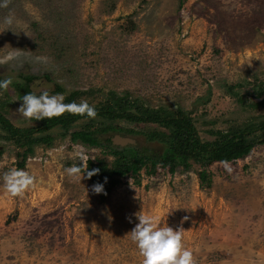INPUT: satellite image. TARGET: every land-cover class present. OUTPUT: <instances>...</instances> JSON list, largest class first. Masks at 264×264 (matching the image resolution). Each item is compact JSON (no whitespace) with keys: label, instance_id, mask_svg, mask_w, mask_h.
Instances as JSON below:
<instances>
[{"label":"rangeland","instance_id":"374dc122","mask_svg":"<svg viewBox=\"0 0 264 264\" xmlns=\"http://www.w3.org/2000/svg\"><path fill=\"white\" fill-rule=\"evenodd\" d=\"M4 29L0 58L19 52L0 66V80L12 79L0 99L8 100L3 114L15 127L38 124L17 112L25 75L33 76L28 88L36 95L80 90L86 93L75 102L97 107L111 91L180 109L201 140L212 138L209 129L264 119V105H251L264 91V0H11L0 8ZM113 123L121 129L115 134L133 139L128 145L161 152L158 141L145 138L163 130L154 123ZM48 131L51 145H35L21 168L38 181L23 198L3 190L19 149L0 138V264H142L129 233L141 211L161 226L183 227L197 264H264V144L210 165L208 187L199 186L195 164L173 174H150L146 166L125 174L100 202L92 184L73 182L64 169L79 162L74 145L90 157L102 148L59 137L57 127Z\"/></svg>","mask_w":264,"mask_h":264},{"label":"trees","instance_id":"16d2710c","mask_svg":"<svg viewBox=\"0 0 264 264\" xmlns=\"http://www.w3.org/2000/svg\"><path fill=\"white\" fill-rule=\"evenodd\" d=\"M181 1L179 0V4ZM32 78V75L23 76L25 84L22 86L18 84L22 93H31L28 83ZM15 86L17 87V84ZM83 93L86 92L74 90L68 93L64 96V103L75 102V99ZM108 96L104 105L94 107L97 112L95 119L66 112L58 118L39 120L34 127L13 126L3 114L8 100L0 99V138L19 149L15 153L16 168L24 167L25 160L33 154L35 145L50 146L53 136L48 130L57 127L60 129L59 137L67 136L70 142L102 148L100 155H95V159L88 161V171L97 168L100 171L91 179L86 180L92 185L96 183L104 185L106 195L98 194V200L103 202L113 188L120 184L125 174H136L146 166L150 174H154L157 169H164L169 174H173L189 171L192 164H195L198 166L196 174L199 186L208 187L211 184V175L208 170L210 165L216 162L226 163L241 159L250 152L254 145L264 144V119H261L255 126L244 125L243 127H229L225 130L209 129L207 132L212 135V138L201 140L189 114L181 112L180 109L171 110L167 106L150 107L126 93L117 95L110 91ZM251 105H264V99L251 103ZM117 119L133 124L154 123L163 129L145 133L147 140H156L162 145L161 152H146L138 150L133 145L123 147L113 145L110 137L121 131L120 127L113 123ZM79 120H85L83 126L70 130L72 124ZM95 122L98 124L95 125ZM34 131L38 134L33 135ZM103 133H108V135L100 140L99 134ZM1 153L0 148V155ZM76 164L78 165L79 162ZM105 177H107V183H104Z\"/></svg>","mask_w":264,"mask_h":264},{"label":"clouds","instance_id":"9594fccd","mask_svg":"<svg viewBox=\"0 0 264 264\" xmlns=\"http://www.w3.org/2000/svg\"><path fill=\"white\" fill-rule=\"evenodd\" d=\"M11 0H0V8H8ZM14 22V14L4 18V23L11 28ZM0 30V32L5 31ZM14 49V48H13ZM19 52L14 49L0 58V66L17 59ZM22 66V65H21ZM12 84L11 78L0 80V89L7 91ZM65 97L62 94L50 95L48 91L40 95L27 93L22 97V105L17 112L28 121L50 120L58 118L63 114L70 113L73 115L86 116L89 119H95L97 112L94 107L90 106L87 101L80 103H64ZM73 159L79 160V164H73L64 169L67 177L73 182H81L82 179H91L92 176L99 173V169L88 171V161L95 159L87 154L82 145L73 146ZM228 171H231L228 169ZM86 173V176H85ZM3 190L12 198H23L25 193L35 189L37 186V177L30 172L22 169L11 168L3 174ZM107 183V177L104 178ZM92 191L96 194L104 193V185L96 183L92 186ZM139 223L129 232L130 238L135 243L139 255L143 258L142 264H197L194 254L187 249L183 243L185 230L180 227L174 230L172 227L161 226L160 221L143 212L134 214ZM185 220L187 217L184 218ZM131 222V219H129ZM183 222V221H182Z\"/></svg>","mask_w":264,"mask_h":264},{"label":"water","instance_id":"95a60500","mask_svg":"<svg viewBox=\"0 0 264 264\" xmlns=\"http://www.w3.org/2000/svg\"><path fill=\"white\" fill-rule=\"evenodd\" d=\"M262 99H264V91L256 98V101H260ZM110 142L115 146L122 147L124 145L133 144L134 141L130 137L113 134L110 137Z\"/></svg>","mask_w":264,"mask_h":264}]
</instances>
